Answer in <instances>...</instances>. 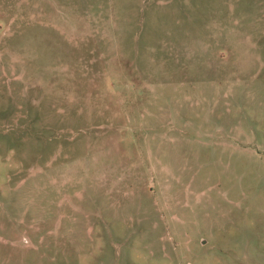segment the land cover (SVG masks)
Here are the masks:
<instances>
[{
	"label": "rangeland",
	"instance_id": "rangeland-1",
	"mask_svg": "<svg viewBox=\"0 0 264 264\" xmlns=\"http://www.w3.org/2000/svg\"><path fill=\"white\" fill-rule=\"evenodd\" d=\"M0 264H264V0H0Z\"/></svg>",
	"mask_w": 264,
	"mask_h": 264
}]
</instances>
